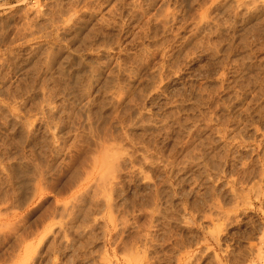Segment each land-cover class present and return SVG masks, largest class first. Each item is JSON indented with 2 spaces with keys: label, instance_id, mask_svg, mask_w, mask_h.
<instances>
[{
  "label": "rangeland",
  "instance_id": "obj_1",
  "mask_svg": "<svg viewBox=\"0 0 264 264\" xmlns=\"http://www.w3.org/2000/svg\"><path fill=\"white\" fill-rule=\"evenodd\" d=\"M0 264H264V0H0Z\"/></svg>",
  "mask_w": 264,
  "mask_h": 264
},
{
  "label": "bare ground",
  "instance_id": "obj_2",
  "mask_svg": "<svg viewBox=\"0 0 264 264\" xmlns=\"http://www.w3.org/2000/svg\"><path fill=\"white\" fill-rule=\"evenodd\" d=\"M36 17V16H35Z\"/></svg>",
  "mask_w": 264,
  "mask_h": 264
}]
</instances>
